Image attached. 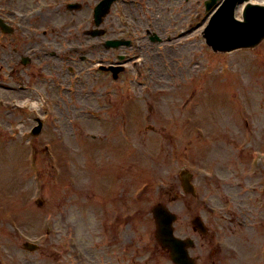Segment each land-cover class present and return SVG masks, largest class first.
<instances>
[{
	"label": "rangeland",
	"instance_id": "obj_1",
	"mask_svg": "<svg viewBox=\"0 0 264 264\" xmlns=\"http://www.w3.org/2000/svg\"><path fill=\"white\" fill-rule=\"evenodd\" d=\"M20 1L22 8L34 4V0ZM66 1H79L85 8L71 13L54 12L51 14L53 19L49 14L41 18L42 26L49 30L46 35L41 33L33 37L25 34L23 37H29L31 47L41 45L45 50H55L56 55L71 53L69 47L80 45L78 54L85 52L90 65L100 55L86 51L83 33L92 26V8L97 0H61ZM191 1L187 7L189 19L183 23L184 32L183 24H177L169 31L171 21L182 19L185 14L187 4L182 7L179 0L151 1L148 13L143 14L139 10L132 13L133 20L143 30L152 21V28L161 36L166 38L172 34L174 39H178L174 40L175 45L168 42L158 44V51L151 49L150 52H158L156 56L147 54L149 64L155 67L153 82L145 67L134 65L116 82L118 85L111 81L110 76L90 67L83 71L80 84L72 91L67 88V79L62 71L57 75L51 73L55 72L53 62H48L43 71L45 80H41L39 74L41 59L38 63L36 60L29 71L22 72V78L30 88L23 91L24 97L19 92L9 95L8 104L29 97L31 105L35 103L37 108L30 106L32 110L22 112L0 106V206L6 205L0 210L9 215L8 219L12 221V216L26 232L35 236L42 228L41 220L48 213H53L56 219L54 227L60 233L70 229L71 234L77 236V247L83 250L82 246L88 247L90 238L100 232L95 215H110L104 211L107 204L112 203L116 210L123 205L117 197H112L114 193H108V185L114 187V191L117 186L125 187L123 210L128 213L134 206L128 198L129 191L135 187L139 186L142 192L141 201L165 200L163 186L169 174L189 165L196 169L198 165H216L222 174H228L221 167L227 164L229 157H234L236 151L251 150L249 142L253 138H249L250 129L251 135L256 134V140H263L264 42L255 49L213 51L202 36L209 18L203 22L204 15L195 16L203 12L202 2ZM183 34L182 38L176 37ZM35 51L38 52L37 49ZM61 69L66 72V68ZM84 83L99 90H111L101 98L103 106L93 101L96 97L79 93L80 85ZM39 95L47 100V110L39 109V103L43 109ZM189 95L194 99L186 100ZM88 96L89 104L96 110L92 115L99 114L98 118L88 116L85 113L88 111H80V107L83 110L87 108ZM183 106L187 107L183 109ZM35 116L45 123L38 136L31 134ZM120 122L125 123L124 142H137L140 146L136 145L133 150L121 148ZM104 133L108 136L105 142L92 137V134ZM113 139L120 145H115ZM27 140L29 147L25 143ZM161 144L164 145L159 153ZM237 145L244 149L236 150ZM139 150L144 154L138 153ZM252 152L253 155L264 154V149H252ZM34 153L38 158L36 168L31 167ZM35 169L44 182L41 198L46 202L39 210L35 204L32 205L33 199L41 194L35 192L38 183ZM112 175L115 179L111 183ZM209 192L218 204L231 197L223 189ZM24 193L29 199L25 198L23 202L20 197L16 201L17 196ZM12 199L13 202L9 201ZM178 200L193 199L185 196L183 199L178 197ZM171 205L179 213L178 231L190 232L188 213L183 212L184 202ZM49 220L53 227L55 221ZM152 228L149 220L141 221L138 222L137 233L132 234L137 237L146 235Z\"/></svg>",
	"mask_w": 264,
	"mask_h": 264
},
{
	"label": "flooded vegetation",
	"instance_id": "obj_2",
	"mask_svg": "<svg viewBox=\"0 0 264 264\" xmlns=\"http://www.w3.org/2000/svg\"><path fill=\"white\" fill-rule=\"evenodd\" d=\"M138 10L134 8L125 11L128 15H132ZM104 27L105 35L108 37L110 33L109 19H106ZM245 197L247 200L240 201L233 206L231 211L227 212L228 217H207V230L199 234L197 243L191 249L194 262L197 264H264V257L259 262V255L255 259L252 256L254 234L253 221L249 217V208L252 212L251 206L249 207V191ZM202 205L205 209V204L202 203ZM40 253L41 256L48 257L46 250L41 249ZM162 258L168 264L170 254L165 253ZM32 261L27 253L16 254L15 250L11 249L3 252L0 264H34Z\"/></svg>",
	"mask_w": 264,
	"mask_h": 264
},
{
	"label": "water",
	"instance_id": "obj_3",
	"mask_svg": "<svg viewBox=\"0 0 264 264\" xmlns=\"http://www.w3.org/2000/svg\"><path fill=\"white\" fill-rule=\"evenodd\" d=\"M221 13L222 12H219L218 15L221 16ZM232 14L233 8L231 7L227 14L223 15L224 18H227L224 27L219 25L216 30V26L218 25V19H216L207 29L206 36L208 41L216 49L230 50L239 46L254 45L264 37V11L249 12L248 9L246 12V21L244 23H238L244 28L243 30L242 28H234V22L231 18ZM230 32H236V35H232ZM220 35H222V37H220ZM158 217L162 222L166 214L159 210Z\"/></svg>",
	"mask_w": 264,
	"mask_h": 264
}]
</instances>
